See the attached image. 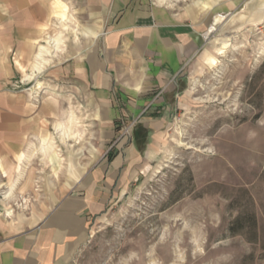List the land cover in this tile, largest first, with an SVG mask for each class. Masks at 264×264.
Segmentation results:
<instances>
[{
	"label": "crops",
	"instance_id": "0c3cea01",
	"mask_svg": "<svg viewBox=\"0 0 264 264\" xmlns=\"http://www.w3.org/2000/svg\"><path fill=\"white\" fill-rule=\"evenodd\" d=\"M242 2L0 0V264H68L83 248L125 181L114 125L162 109Z\"/></svg>",
	"mask_w": 264,
	"mask_h": 264
},
{
	"label": "rangeland",
	"instance_id": "374dc122",
	"mask_svg": "<svg viewBox=\"0 0 264 264\" xmlns=\"http://www.w3.org/2000/svg\"><path fill=\"white\" fill-rule=\"evenodd\" d=\"M258 3L218 27L229 46L212 62L204 32L144 125H114L125 181L68 264H264V17L240 18Z\"/></svg>",
	"mask_w": 264,
	"mask_h": 264
},
{
	"label": "bare ground",
	"instance_id": "6f19581e",
	"mask_svg": "<svg viewBox=\"0 0 264 264\" xmlns=\"http://www.w3.org/2000/svg\"><path fill=\"white\" fill-rule=\"evenodd\" d=\"M248 4H249V2L246 3V5H248ZM232 17H233V15H231V18ZM263 17H264V0H259L258 6L255 9H253L252 13L249 16H241L240 18H241L243 24H249L252 22L259 23ZM220 23H222V18H220V17L216 18V24H220ZM215 32H217L216 27L210 26L206 30L205 38L208 39L209 36H212ZM229 39L230 38L227 39V42L224 43L225 45L223 47L220 46L221 43H219V46L222 49H225L226 47H228L229 46ZM214 40H215V35H213L212 41L209 43L208 47H212V46L217 44L214 42ZM204 61L205 62H212L208 55L204 56Z\"/></svg>",
	"mask_w": 264,
	"mask_h": 264
},
{
	"label": "built area",
	"instance_id": "2783aa9c",
	"mask_svg": "<svg viewBox=\"0 0 264 264\" xmlns=\"http://www.w3.org/2000/svg\"><path fill=\"white\" fill-rule=\"evenodd\" d=\"M131 125H134V123H133V124H131ZM125 134H128V129H127L126 131L122 132V134L120 135V138H122V137H123V135H125Z\"/></svg>",
	"mask_w": 264,
	"mask_h": 264
},
{
	"label": "trees",
	"instance_id": "16d2710c",
	"mask_svg": "<svg viewBox=\"0 0 264 264\" xmlns=\"http://www.w3.org/2000/svg\"><path fill=\"white\" fill-rule=\"evenodd\" d=\"M143 133V138L145 139V137H147V135H146V132L144 131V132H142ZM139 135V134H138ZM140 138V135H139V137H137V139H139Z\"/></svg>",
	"mask_w": 264,
	"mask_h": 264
}]
</instances>
